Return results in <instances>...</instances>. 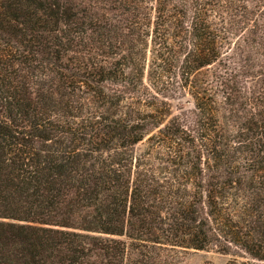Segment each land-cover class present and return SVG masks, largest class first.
<instances>
[{
  "label": "trees",
  "instance_id": "16d2710c",
  "mask_svg": "<svg viewBox=\"0 0 264 264\" xmlns=\"http://www.w3.org/2000/svg\"><path fill=\"white\" fill-rule=\"evenodd\" d=\"M209 249L264 262V0H0V264Z\"/></svg>",
  "mask_w": 264,
  "mask_h": 264
},
{
  "label": "rangeland",
  "instance_id": "374dc122",
  "mask_svg": "<svg viewBox=\"0 0 264 264\" xmlns=\"http://www.w3.org/2000/svg\"><path fill=\"white\" fill-rule=\"evenodd\" d=\"M246 35V34H245ZM243 35L240 37L234 36L231 39L230 45H225L222 49L223 52L229 51L228 55H231L233 61H236V66L239 67L240 71L250 73L253 69L258 70V53L251 47L250 44L244 42ZM232 47V50L230 49ZM230 49V50H229ZM225 60H229L228 57L224 56ZM226 62V61H225ZM235 66V67H236ZM223 69V62H217L205 69L203 73L212 74L218 70ZM247 74V75H248ZM249 77V78H248ZM256 82L252 77L247 76V80H244V85L248 87L255 85ZM173 115L180 114L183 111L190 110L194 107L193 99L187 95L185 97H176L171 99ZM226 109H222L221 120L225 122L227 119L224 116ZM228 116V114H227ZM147 141L144 140L136 145L137 150L145 149ZM176 264H227L232 257L216 252L214 249L209 250H178L175 255ZM237 264H264L262 261L252 260L248 258H238Z\"/></svg>",
  "mask_w": 264,
  "mask_h": 264
}]
</instances>
